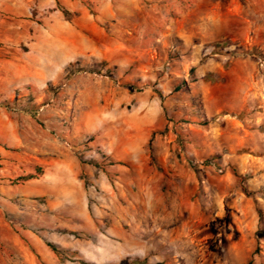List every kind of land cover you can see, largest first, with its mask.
I'll return each mask as SVG.
<instances>
[{
  "label": "rangeland",
  "instance_id": "obj_1",
  "mask_svg": "<svg viewBox=\"0 0 264 264\" xmlns=\"http://www.w3.org/2000/svg\"><path fill=\"white\" fill-rule=\"evenodd\" d=\"M109 1L86 2V18L62 3L60 17L36 19L68 60L40 95L0 101L26 144L3 145L22 152L20 171L41 173L27 144L49 138L93 176L81 177L87 207L53 210L3 192L32 175L16 163L2 174L0 155V264H264V0L199 4L192 13L247 19L198 50L173 32L185 18L156 17L153 0ZM142 110L161 111L164 125L139 170L112 171L95 129ZM211 158L223 173L191 163Z\"/></svg>",
  "mask_w": 264,
  "mask_h": 264
},
{
  "label": "crops",
  "instance_id": "obj_2",
  "mask_svg": "<svg viewBox=\"0 0 264 264\" xmlns=\"http://www.w3.org/2000/svg\"><path fill=\"white\" fill-rule=\"evenodd\" d=\"M94 1L103 3L102 6L106 7L111 5L109 0H0V101L40 95L46 83L54 81L60 75L62 65L68 60L67 52L63 54L65 60L61 58L60 53L54 54L53 51L55 49L58 51V48L49 41L50 38L46 37L36 19L60 17L62 3L74 17L86 18L90 15L86 2ZM179 1L153 0L154 6L160 4L164 8L161 12L153 11L159 13L156 17L168 18L170 21H172L171 16H174L175 20H179L180 17L185 18L183 28L179 30L175 26L173 32L182 36L183 43L195 50H198L203 43L222 39L224 27L237 20L247 19L243 13H230V15L192 13L199 4L215 0H183L187 4L186 10L175 16L172 12L179 10ZM140 2L141 0L137 1L138 7ZM100 12H103V8H100ZM2 109L3 107L0 108V155L3 156L2 162L5 166L1 172L2 174L6 172L4 169L8 163H16L17 166L13 168L16 174L32 175L28 171H20V166L17 164L20 162L16 159L23 155L22 152H11L3 147L6 145L17 148L26 144L17 129L13 128V123L8 124L6 113ZM143 112V110L140 113L134 112L127 118L121 117L114 128L95 129L100 131L99 143L104 147V152L114 161L112 171L124 175L126 170H139L142 161L149 155L151 135L162 128L164 118L161 111H155L154 117L152 110ZM82 130L89 129L84 127ZM48 139L46 138V142L44 141L36 151L28 144V152L23 150L32 155L34 161L42 166L41 173L27 178L26 183L20 187L12 189L4 187L3 192L9 193L10 196L18 194L42 196L45 199V207L53 210H68L74 214V206L79 205L82 209L84 206L87 207L88 200L81 177H93L90 166L80 161L75 152L62 150L60 146L52 145ZM154 139L158 142L156 144L161 143L158 134L155 133ZM8 158L12 160H7ZM87 171L90 173L88 174ZM101 183L105 184V178H101ZM105 186L107 187L106 184ZM90 195L94 194L89 189Z\"/></svg>",
  "mask_w": 264,
  "mask_h": 264
},
{
  "label": "built area",
  "instance_id": "obj_3",
  "mask_svg": "<svg viewBox=\"0 0 264 264\" xmlns=\"http://www.w3.org/2000/svg\"><path fill=\"white\" fill-rule=\"evenodd\" d=\"M66 145L69 146V144L67 142H65ZM191 163L193 165H197V167L203 168L204 167H208V168H212L214 169L216 172L218 173H223L225 170V167L222 166L219 162L218 159H207L205 161H199V160H191Z\"/></svg>",
  "mask_w": 264,
  "mask_h": 264
},
{
  "label": "trees",
  "instance_id": "obj_4",
  "mask_svg": "<svg viewBox=\"0 0 264 264\" xmlns=\"http://www.w3.org/2000/svg\"><path fill=\"white\" fill-rule=\"evenodd\" d=\"M134 264H140V263H134Z\"/></svg>",
  "mask_w": 264,
  "mask_h": 264
}]
</instances>
